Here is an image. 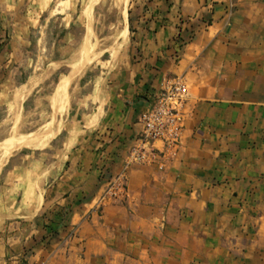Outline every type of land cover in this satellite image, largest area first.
Instances as JSON below:
<instances>
[{"label": "crops", "instance_id": "obj_1", "mask_svg": "<svg viewBox=\"0 0 264 264\" xmlns=\"http://www.w3.org/2000/svg\"><path fill=\"white\" fill-rule=\"evenodd\" d=\"M129 9L128 52L82 76L63 120L56 87L49 121L0 140V264H264V0ZM59 13V0H0V134L73 48L51 32ZM176 78L188 90L178 151L132 165L128 199L97 207Z\"/></svg>", "mask_w": 264, "mask_h": 264}, {"label": "rangeland", "instance_id": "obj_2", "mask_svg": "<svg viewBox=\"0 0 264 264\" xmlns=\"http://www.w3.org/2000/svg\"><path fill=\"white\" fill-rule=\"evenodd\" d=\"M129 4L130 0H128L126 9L128 20L126 22L122 8L114 5L113 0H59V23H54L51 32L54 34L59 33V45L69 44L73 48H70L69 52L64 56L61 57L59 55L58 64H51L47 67V70H53L55 73L43 85L39 93L31 96L25 108L17 106L15 120L13 123L2 128L4 134H0V140L8 134L11 127L15 124L17 126V133L24 134V132L40 128L51 119L52 113L56 108L55 89L60 86V104L61 92L68 79V75L72 73L76 66L79 67L85 59L82 48L88 37L91 39L90 44H95L91 52L94 60L86 64L79 71L78 75H75L76 78L74 77L72 80V85L69 87L70 104L68 108H70L74 97H79L86 93V80H81L86 72V77L93 76L95 73L113 66L115 62L119 61L128 52L132 41ZM125 25V30L127 27L129 28V39L127 43L120 45L122 35L118 38V34L116 33L123 29ZM90 28L92 32L89 35ZM51 52H53V48H51ZM48 57H57V55H48ZM40 65L45 67L46 63L41 62ZM66 114L67 112L59 114V120H63ZM51 143L52 140L46 147ZM31 150L37 151L42 149H24L23 151Z\"/></svg>", "mask_w": 264, "mask_h": 264}, {"label": "built area", "instance_id": "obj_3", "mask_svg": "<svg viewBox=\"0 0 264 264\" xmlns=\"http://www.w3.org/2000/svg\"><path fill=\"white\" fill-rule=\"evenodd\" d=\"M187 86L182 78H176L160 91L150 106L141 114L142 135L128 153L120 171L111 177L97 199L96 206L123 203L129 197V171L134 164L154 165L161 168L165 158L173 157L179 149L184 130L183 108L187 101ZM161 144V147L157 145ZM42 264H46L43 262Z\"/></svg>", "mask_w": 264, "mask_h": 264}, {"label": "bare ground", "instance_id": "obj_4", "mask_svg": "<svg viewBox=\"0 0 264 264\" xmlns=\"http://www.w3.org/2000/svg\"><path fill=\"white\" fill-rule=\"evenodd\" d=\"M112 1V0H111ZM113 3L114 5H116L117 7L119 8H122V11H123V14H124V17H125V21L127 22V15H126V9H127V4H128V0H113ZM91 5V4H90ZM113 9V8H112ZM128 11V10H127ZM96 17V16H95ZM124 23V22H123ZM127 25V24H126ZM126 25L124 26L123 29H121L118 33V38H120V36L122 35V33L124 32L125 28H126ZM104 26V25H103ZM108 30V29H107ZM92 32L91 28L89 29V35L90 33ZM124 35V34H123ZM113 36V35H112ZM115 36V35H114ZM97 37V36H96ZM90 40L89 37L87 38L86 40V43L85 45H83V48H82V52L85 54V59L84 61L81 63V65H79V67H75V69H73L72 73L70 75H68V79L65 83V86L61 92V98H60V104H59V114H65L68 110V107H69V104H70V95H69V87L72 82V80L74 79L75 75H78L79 71L84 68V66L86 64H89L91 63V61L94 60V56H92L91 52H92V49L93 47L95 46V44H90ZM104 42V41H103ZM115 42V41H114ZM112 46V45H111ZM84 56V55H83ZM79 64V62H78ZM77 64V65H78ZM80 76V75H79ZM76 78V77H75ZM76 81V80H75ZM76 86V85H75ZM78 87V86H77ZM60 88V86H59ZM58 105V104H57ZM58 110V107L57 109ZM59 121V120H57ZM46 123V122H45ZM52 123V121H51ZM51 125V124H50ZM55 125V124H54ZM60 125V124H59ZM14 127H17L16 125ZM42 127V126H41ZM44 127V126H43ZM52 130V129H51ZM39 131V130H38ZM49 131V130H48ZM56 131V130H54ZM39 133V132H38ZM37 133V134H38ZM44 133V132H43ZM32 134V133H31ZM30 134V135H31ZM42 134V133H41ZM26 140V139H25ZM18 142V141H17ZM6 145V144H5ZM2 147V146H1ZM4 147V146H3ZM20 148V144H17L16 145V149H19ZM12 150V149H11ZM18 151V150H17ZM7 153V152H5ZM4 156H2L0 154V163L4 160Z\"/></svg>", "mask_w": 264, "mask_h": 264}]
</instances>
